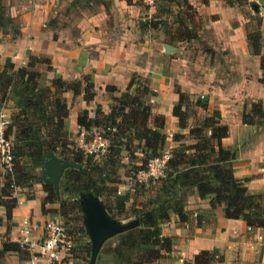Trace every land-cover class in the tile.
<instances>
[{
  "label": "crops",
  "instance_id": "crops-1",
  "mask_svg": "<svg viewBox=\"0 0 264 264\" xmlns=\"http://www.w3.org/2000/svg\"><path fill=\"white\" fill-rule=\"evenodd\" d=\"M186 2L196 12L195 16L202 17L205 22L197 30L194 24L189 27L194 29L193 37L179 40L167 35L161 27L162 18L154 15L159 9L155 2L146 5L140 0H0V73L6 78L8 72L23 68L37 74V84L51 91L54 78L64 84L79 82L78 94L68 90L59 93L65 102L62 127L66 140L73 144L80 131L77 117L85 114L92 120L98 108L106 115L114 106V99L121 98L126 90L149 106L150 120L157 116L164 118V128L160 132L166 135L169 143L168 133L179 129L177 119L172 116L179 92L184 96L182 102L187 99L195 104L199 124L205 117L215 114L218 124L226 127L227 135L220 144L230 152L232 176L244 181L248 195H262L264 119L258 124L246 125L241 118L257 101L264 112V84L259 82L260 58L264 57V3L254 13L250 8L254 0H246L248 4L242 5L232 0ZM175 8L176 14L178 8ZM250 17L260 19L259 55L251 53L245 37ZM166 46L171 50L166 52ZM24 81L11 74L6 84L5 81L0 84V108L6 109L11 117L21 110L18 106L24 105L23 101L29 97L30 91ZM86 83L91 85L87 96L82 90ZM105 87L113 90L106 92ZM42 109L50 112L48 104ZM31 115L39 119L33 111ZM205 134L209 136V131ZM7 135L15 140L14 126H9ZM34 135V139H40L38 134ZM119 137L120 140L116 139L119 147L114 152L126 153L124 143L128 135ZM40 140L45 143L47 136ZM133 143L140 145V154H147L141 141ZM105 149L103 153L98 150L90 154L95 162L102 155L108 156L110 150ZM20 154L17 174L13 178L18 191L12 196L15 205L8 212L3 206L5 198L1 196L7 180L0 169V264H17L29 258L30 252L20 247L17 251L2 249V245H18L23 219L36 227L31 231V241L39 239L40 226L45 220L60 221L56 203H46L42 207L45 197L42 185L47 182L40 166H31L25 152ZM27 172L38 179L20 177ZM183 173L178 171L174 174L178 175L177 181L169 182L171 188L167 190L169 194H176L177 200L165 211L167 219L159 225L160 238L169 239L172 246L162 259L150 264H193L194 256L201 252L210 256L207 264H264V229L251 227L248 230L243 221L224 218L221 207L208 215L209 197L200 198L192 181L183 180ZM114 185V191H122L112 196L117 202L128 203L129 196L137 193L135 188L122 190V183ZM164 198L165 194L158 188L153 202L137 212L159 209ZM132 209L138 208L133 206ZM172 209L181 212V220ZM258 236L261 237L259 241ZM72 253L70 250L60 264H72Z\"/></svg>",
  "mask_w": 264,
  "mask_h": 264
},
{
  "label": "trees",
  "instance_id": "trees-1",
  "mask_svg": "<svg viewBox=\"0 0 264 264\" xmlns=\"http://www.w3.org/2000/svg\"><path fill=\"white\" fill-rule=\"evenodd\" d=\"M168 1L172 3L174 0ZM232 2L237 5L246 4V0H232ZM179 6L191 10L186 0H180ZM1 16L2 7L0 3V21ZM186 21L184 23L179 19V29L175 30L176 36L174 38L185 40L193 37V28H189L193 25V18L187 17ZM259 25L260 19L254 17L249 20V24L245 27V37L253 55H259ZM260 70L262 74L259 82L264 84V57L260 58ZM14 74L20 80L25 79L24 85L30 91V94L23 101L24 105L18 106L21 110L13 115L10 120V125L14 126L16 130V137L13 140L15 144L13 148L12 179L17 174L18 158H20L22 151L29 157L31 166L39 167L42 152L48 150L56 153L63 161H71L80 166L79 168H67L63 172L58 183V190L61 189L60 193L62 195L67 196L70 193L82 192L101 198L104 196L109 197L113 190L107 184L112 182L101 178L104 175V167L112 164V161L108 159L109 156H106L107 154L102 155L98 162H95L93 155H85L79 149H74L73 143L66 140V134L62 127V120L65 117V102L59 93L68 90L73 94H78L81 89L80 83L64 84L60 79L54 78L52 92L49 88L37 84V74L35 73L26 72L23 68H19ZM4 76L3 73H0V84L6 80ZM90 88L91 85L88 83L82 87L86 96L91 90ZM112 90V87H105L106 92ZM177 94L178 102L172 109V116L177 119L179 128H185L187 118L185 117L186 107L182 102L184 96L179 92ZM88 97L91 96L88 95ZM114 102V106L109 109L106 115L98 108L94 112L92 120L83 114L77 117L76 124L85 131L98 130L103 138L109 140V149H113V151L119 147L116 144L117 137L125 134L128 135L126 144L141 141V147L147 151V154H145L147 159L155 157V153L168 147L166 135L160 132L164 128V118L157 116L150 120L149 106L143 104L135 93L131 94L129 90H126V93L121 98L114 99ZM44 104H48L50 115L46 118L43 117V121L41 118ZM182 107L184 110H182ZM30 111L39 116V119L34 118ZM262 119H264V112L261 103L257 101L251 104L248 114L242 115L241 121L246 125H254L261 122ZM205 131H209V136L203 135ZM34 134H38L40 139L47 136L46 142L42 143L40 139H34ZM226 135V127L218 124L215 114L211 117H205L198 126L188 128L187 137L192 142L187 144V142L181 140V136L172 140L176 143V146L169 151L170 157L167 161L166 174L173 176V181H177L178 175L174 174L183 171V180L192 181L198 196L200 198L209 197V210L206 212L208 215H211L215 208L221 207L224 218L239 219L247 227L264 229V194L248 195L244 181L232 176L229 166L230 152L223 149L220 144L221 139L225 138ZM19 141L23 142L22 145L17 144ZM17 145H19V148ZM72 176H74L73 179ZM20 177L31 180L36 178L29 175L28 172ZM79 177L86 181L81 183ZM5 178L7 180L6 187L4 192H1V196L5 198L3 206L8 212L14 207L15 199L12 198L8 187L10 179L6 175ZM72 184L76 187L71 186ZM42 187L45 192V197L41 203L43 207L46 203L56 201V197L48 183H44ZM74 198L75 196H72V199ZM113 203L117 204L118 209H121L123 204L122 202H115V200H113ZM68 205L65 201L60 202L59 208L64 210V214L67 213ZM102 207L111 218H115L112 210H116V208L107 207L105 203H102ZM172 210L174 213L176 212L181 220V212L176 209ZM117 213H119V210ZM140 213L137 211L132 212L137 227L121 234L124 235L122 237L127 238L126 241L124 242L119 238L120 241L116 242V247L106 250H103V245L96 257V264H102L103 262L109 264H150L152 261L162 259L164 253L170 251L171 241L160 238L159 232V225L167 219L166 212L159 211L156 208ZM146 214L148 216H145ZM79 230L83 232L82 228ZM88 247L90 250V244H88ZM2 249L17 251L20 248L16 244L11 246L2 245ZM130 249L139 251V256H136L135 261H129L128 256L124 259L122 257L125 255L124 250L129 252ZM89 250H87V255H89ZM210 261L211 258L206 252H201L193 258V264H207Z\"/></svg>",
  "mask_w": 264,
  "mask_h": 264
},
{
  "label": "rangeland",
  "instance_id": "rangeland-1",
  "mask_svg": "<svg viewBox=\"0 0 264 264\" xmlns=\"http://www.w3.org/2000/svg\"><path fill=\"white\" fill-rule=\"evenodd\" d=\"M155 2V6L158 7L159 9L157 10V12L154 14L156 15L158 18H162L160 23L162 24L161 27H163L164 30H166L167 35H170L171 37H175L176 33L175 30L179 29V19L186 23L187 21V17H192L193 18V24H194V28L197 30L201 27L202 22L204 23V21H202V17L199 16H195L196 12H194L192 9L187 10L185 7H180L179 6V2L180 0H174L172 1V3L168 4L169 1L166 0V2L164 3L163 0H156ZM188 2V1H187ZM247 3V2H246ZM248 4V3H247ZM177 7V12L178 13H174L173 11H176ZM245 15L248 14V11L244 12ZM179 16V17H178ZM253 17V16H252ZM250 17V18H252ZM194 30V29H193ZM193 35L194 32L192 33ZM11 74L14 75V73L8 72V76H6V80H5V84L11 79ZM1 81V79H0ZM183 105H185V117L187 118L186 120V126L185 128H179L178 130H176L175 132L172 133H168V147L171 149L172 147L176 146V143H174L172 140L175 137L181 136V140L182 141H190L191 139L187 137V132H188V128H193L194 126H198L199 125V120L200 117L196 116V108H195V104L191 101L186 100L185 102H183ZM6 111V109H4ZM49 110L47 109V112L43 111L42 114V118H46L48 117L50 114H48ZM9 118L11 120V116L9 115ZM44 121V119H43ZM191 121V122H190ZM190 122V124H189ZM11 123V121H10ZM178 123V122H177ZM203 135L206 136L205 132H203ZM121 137H117V140H120ZM122 144V143H121ZM124 152L121 150H118V152H114L113 149H108L110 150L108 153L109 156V160L112 161V164H108L106 165V167L103 169L104 175H102L101 178H105L106 180H108L109 182L111 181L112 183H108L107 186L110 188H113L112 190H115V183H122V179L124 175H129L132 172H135L138 169H142L143 166L145 165L146 161H147V156L145 154H140V145H135L136 143H131V144H126L124 143ZM129 146V147H128ZM107 149V152H108ZM169 149V151H170ZM106 152V153H107ZM120 152V153H119ZM156 155H159L160 152L155 153ZM155 155V156H156ZM124 157H126L127 159H125ZM74 178V176H72V179ZM80 182H85L86 180L79 177ZM73 183V181H71ZM173 183V176H168L165 172V176L162 179H158L156 181H152L149 182L147 185H135V189L137 193H134L132 196H129L130 198V202L128 203H124L122 204L121 209L117 208V204L113 203L112 200V196L114 195V192H112L110 194L109 197L104 196V197H96L100 202L105 203V205L107 207H112L113 209L116 208V210H112L113 215L115 216V219L118 218L119 221H121L122 223H127L129 221L135 220L134 216H132V212L134 211H138V210H143V208H145L147 205H149L150 202H153V199L156 197V192L158 190V188L161 190V192H163L165 194V198H164V202L163 200H161L160 202V207L157 210H163L165 211H169L175 204L176 200H177V195L174 193L169 194L170 192L168 190H166L168 187L171 188L170 183ZM165 183V185H164ZM84 184V183H83ZM187 184V183H185ZM69 185V184H68ZM70 186V185H69ZM71 186H74V184H72ZM147 186V187H146ZM76 187V185L74 186ZM124 190V189H122ZM61 189H59V201L58 202H53L54 204L56 203L57 205H55L56 210L59 214V219L63 224V227L66 229L67 234L69 235V238L72 242V247H71V251L72 256L74 257V261L72 262V264H88V259H89V255H87V250H89L88 244H90L89 238L87 236V234L85 233L83 226H82V211L80 208V194L82 192H78V193H70L67 196H63L61 193ZM122 192V191H121ZM117 196V194H115ZM72 196H75L74 199H72ZM120 196V195H119ZM172 196V197H171ZM128 198V195L126 196ZM108 199V200H107ZM67 202L68 207L66 212L67 213H63L64 210L60 209V202ZM116 202V201H115ZM132 204H134V207H137L138 209L134 210L132 209ZM119 210V213H117ZM121 210V211H120ZM149 210H151L150 208L148 210H145L144 212H148ZM140 213V212H139ZM142 214V213H140ZM62 215V216H60ZM145 216H148L147 214ZM121 219V220H120ZM80 222V223H79ZM80 228L83 229V232H80ZM118 236V235H117ZM113 237L108 239L107 241H105L103 243L104 245V249L106 250L109 247L110 248H114L116 247V242H119L120 240H124V242L126 241V237H122L124 235H119V237ZM119 238H121L119 240ZM119 240V241H118ZM102 245V246H103ZM90 252V250H89ZM124 254L122 257L123 259L126 258V256H128L129 261H135L136 260V256H139V251H135L130 249L129 252H126L124 250ZM88 256V257H87ZM96 264V261L95 263Z\"/></svg>",
  "mask_w": 264,
  "mask_h": 264
},
{
  "label": "built area",
  "instance_id": "built-area-1",
  "mask_svg": "<svg viewBox=\"0 0 264 264\" xmlns=\"http://www.w3.org/2000/svg\"><path fill=\"white\" fill-rule=\"evenodd\" d=\"M146 5H151L155 0H141ZM23 64V63H22ZM10 126L9 114L0 108V169L1 172L10 179L9 189L11 196H14L18 188L13 183L12 169L14 165L13 140L7 135ZM87 138L89 141H86ZM74 149H79L85 155H90L96 151L105 152L108 147V140L100 135L96 129L85 131L80 128L77 134V141L73 144ZM169 147H166L159 155L148 159L142 169H138L129 175H124L122 189L131 190L135 185H147L149 182L162 179L167 169V161L170 157ZM260 175L264 177V157L261 158ZM121 193L116 190V194ZM36 228L28 223L27 220L21 221L20 240L18 246L30 252L27 259L20 260L17 264H60L63 263L72 247V242L63 224L54 219L45 220L40 229L42 234L35 241L30 240L32 229ZM250 230V227L247 228ZM257 240H261L258 236Z\"/></svg>",
  "mask_w": 264,
  "mask_h": 264
},
{
  "label": "water",
  "instance_id": "water-1",
  "mask_svg": "<svg viewBox=\"0 0 264 264\" xmlns=\"http://www.w3.org/2000/svg\"><path fill=\"white\" fill-rule=\"evenodd\" d=\"M264 0H254L250 5L252 12L256 13ZM169 46L165 51H170ZM79 168V165L71 161L59 160L53 153L47 151L40 160V168L46 182L52 187L56 200L59 199L58 183L67 168ZM264 191V190H263ZM80 208L82 211V226L90 241V252L88 264H94L98 252L105 241L119 234L131 230L137 226L135 220L127 223L119 222L111 218L102 207L100 201L90 193L80 194Z\"/></svg>",
  "mask_w": 264,
  "mask_h": 264
}]
</instances>
